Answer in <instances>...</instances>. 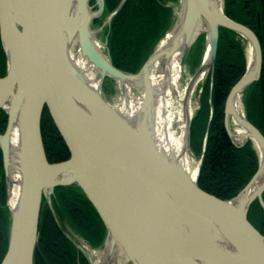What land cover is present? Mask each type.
<instances>
[{"label": "water", "instance_id": "95a60500", "mask_svg": "<svg viewBox=\"0 0 264 264\" xmlns=\"http://www.w3.org/2000/svg\"><path fill=\"white\" fill-rule=\"evenodd\" d=\"M103 1L0 0L5 59L0 111L6 115L0 153L8 213L0 264H33L43 205L64 234L61 222L67 221L54 194L58 187L78 190L100 219L101 264H264V236L246 215L254 201L264 213V136L239 110L240 99L261 74L257 34L225 17L219 0H177L169 30L134 74L124 73L111 65L106 43L110 22L126 0L93 29ZM104 29L101 41L96 34ZM219 29L235 34L246 46L244 73L224 101L223 128L229 143L240 148L250 142L257 157L254 174L226 201L197 186L211 109L195 173L157 142L153 114L161 92L154 77L168 78L173 58L182 70L201 37L200 61L185 92L203 73L211 80ZM76 59L94 74L98 88L88 82L87 70ZM205 80L199 83L198 101ZM107 84L119 95L127 88L137 99L135 110L108 103L102 92ZM44 108L68 151V158L58 163L45 158L40 135ZM191 119L183 144L189 155ZM12 190L15 198L10 202Z\"/></svg>", "mask_w": 264, "mask_h": 264}, {"label": "trees", "instance_id": "16d2710c", "mask_svg": "<svg viewBox=\"0 0 264 264\" xmlns=\"http://www.w3.org/2000/svg\"><path fill=\"white\" fill-rule=\"evenodd\" d=\"M119 1L104 0V10L99 18L93 20L92 26L100 25V22L116 8ZM92 2H88L89 5H92ZM176 2L177 0H126L122 9L112 18L107 34L106 51L111 65L113 64L116 69L124 73L134 74L169 30L174 15L172 5ZM224 2L225 17L257 34L259 16L261 24H264V0H224ZM101 34L106 35V29ZM260 45L262 53L260 78L245 93L251 92L248 94L250 97L248 107L253 110L255 119L253 121L247 115L245 118L264 134L263 37L260 39ZM242 47L244 42L236 38L235 34L219 29L212 77L210 81L207 78L200 91L199 108L190 123L191 126L195 124V127L199 129V139L195 147L191 149L192 153L199 156L211 109L212 116L208 123L202 161L197 175V186L203 192L223 201L236 196L235 194L246 185L245 183L249 181L257 167V157L250 147V142L241 148L234 147L232 143H229L222 122L224 101L229 89L244 73L245 52ZM202 49L203 37L192 48L198 52L195 62L197 66ZM4 72L5 59L0 46V77L4 75ZM106 83L108 81H105ZM107 91L105 90L106 94L113 93L111 86ZM5 126L6 115L0 111V134L4 132ZM40 135L48 163H58L68 158V151L45 108L40 117ZM54 194L59 212L73 231L89 246L99 249L104 238V227L83 195L76 189L62 187L55 188ZM257 203L254 201L250 204L246 214L248 222L256 231L258 225L264 223V213ZM7 228L8 213L5 208V187L0 153V261L6 250ZM261 235L264 236V234ZM37 245L33 264H88L56 225L46 205H43L40 213Z\"/></svg>", "mask_w": 264, "mask_h": 264}, {"label": "bare ground", "instance_id": "6f19581e", "mask_svg": "<svg viewBox=\"0 0 264 264\" xmlns=\"http://www.w3.org/2000/svg\"><path fill=\"white\" fill-rule=\"evenodd\" d=\"M165 44L163 42L160 48ZM79 66L87 70V67L83 62H80L76 59ZM168 78H163L159 74L155 78L154 82L158 83L159 90L161 89L160 95L155 100L154 106V132L157 139V142L160 146L167 152L172 154V156L179 157L190 173H195L196 165H192L189 158L188 151L183 149L184 144V131L187 119L191 116L192 107H191V97L196 89L197 85L200 82H203L207 76V73H203L190 88L187 93L185 92V86L179 87V79L181 77L182 70L179 69L177 59L173 58L168 61ZM94 74L87 70L86 79L92 86L98 88V81L94 79ZM163 87V88H161ZM186 101L185 109L182 106L183 99ZM116 104L121 110L133 112L136 108L137 99L136 97L126 88L121 95H117ZM241 114H243L240 111ZM238 134H241L239 130L236 131ZM15 137L11 139L12 144H15ZM10 180H15L13 173H9ZM15 198V190H12L10 196V202ZM90 249V247H89ZM95 259L92 264H101L104 254L103 252L92 251Z\"/></svg>", "mask_w": 264, "mask_h": 264}, {"label": "rangeland", "instance_id": "374dc122", "mask_svg": "<svg viewBox=\"0 0 264 264\" xmlns=\"http://www.w3.org/2000/svg\"><path fill=\"white\" fill-rule=\"evenodd\" d=\"M220 5H222L221 7H223V5L225 4L224 0H219ZM171 6V5H170ZM176 4L172 5V10H173V14L176 12ZM99 26V25H98ZM98 26L92 27L93 29H96ZM96 37L99 40H103V35L101 34V32L96 34ZM263 41H264V33H263ZM245 43H244V47H242L244 49L245 55H246V48H245ZM105 52V50H104ZM198 58V52L195 50H192L185 62V65L182 69L181 72V77L179 79V87L182 88L185 86V84L187 83V81L189 80V78L191 77V75L193 74V72L195 71V69L197 68V64H195V62L197 61L196 59ZM207 80V79H206ZM205 80V82H206ZM204 82V83H205ZM204 85V84H203ZM109 89V86L102 87V90L105 92V90L107 91V89ZM113 93H104V97L106 99V101H108V103L110 104H115L116 103V99H117V95H119L118 91L116 90L115 86L112 85L111 86ZM232 88V87H231ZM202 89V88H201ZM200 90V85L198 84L196 89L194 90V93L192 94L191 100L189 103H191V107H192V114H191V123L192 120L194 119V115L196 114V111L198 110V91ZM108 92V91H107ZM248 94H251V92H249ZM248 94H244L243 97L240 99L239 102V110L243 113V115H247L248 117H250L251 119H255V114L253 113V110L250 109L248 107V102H249V95ZM196 117V116H195ZM249 122V121H248ZM190 124V123H189ZM231 129L232 132L235 131V127L233 125H231ZM199 139V129L195 127V124H193V126L189 127V150H190V162L191 164L197 165L200 155L197 156L194 153H192L191 149H193V147H195V143L197 142V140ZM252 148V146H250ZM241 148V147H240ZM61 227L63 229L64 234L66 235V238L69 239V241L73 244V246L75 247L76 251L78 252L79 255H81L87 262L88 264H92V262L94 261L95 257L92 254V251H99V249L96 248H92L91 246H89L84 240H82L80 237H78V235L73 231V229L70 227V225H68L65 221L61 222ZM90 247V249H89Z\"/></svg>", "mask_w": 264, "mask_h": 264}, {"label": "flooded vegetation", "instance_id": "af4514ba", "mask_svg": "<svg viewBox=\"0 0 264 264\" xmlns=\"http://www.w3.org/2000/svg\"><path fill=\"white\" fill-rule=\"evenodd\" d=\"M259 26V27H258ZM256 33H257V37L262 39L263 37V33H264V24H261V19H260V16H259V25H257V28H256ZM261 133V132H260ZM263 136V132L261 133ZM262 201L264 203V193H262ZM251 206V205H250ZM249 210V209H248ZM248 214V212H247ZM258 225V224H257ZM257 232L260 234H264V223H261L258 225V230Z\"/></svg>", "mask_w": 264, "mask_h": 264}]
</instances>
